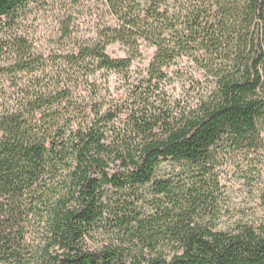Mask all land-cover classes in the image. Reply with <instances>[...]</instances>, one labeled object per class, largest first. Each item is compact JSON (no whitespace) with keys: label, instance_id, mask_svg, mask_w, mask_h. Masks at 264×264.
Listing matches in <instances>:
<instances>
[{"label":"trees","instance_id":"16d2710c","mask_svg":"<svg viewBox=\"0 0 264 264\" xmlns=\"http://www.w3.org/2000/svg\"><path fill=\"white\" fill-rule=\"evenodd\" d=\"M52 2L46 53L24 25L41 0H0V264H264V219L217 230L207 213L221 160L264 149V0ZM143 46L147 76L112 98L108 76L130 81ZM181 62L194 106L165 91Z\"/></svg>","mask_w":264,"mask_h":264},{"label":"rangeland","instance_id":"374dc122","mask_svg":"<svg viewBox=\"0 0 264 264\" xmlns=\"http://www.w3.org/2000/svg\"><path fill=\"white\" fill-rule=\"evenodd\" d=\"M87 1V0H83ZM85 10L74 11V19L78 29V36L92 38L95 36L93 14L94 10H89L91 4L84 2ZM31 14L25 22V27L41 50L49 53L59 46L55 44L60 24L59 19L64 13L56 8L52 0H41L38 6L31 7ZM92 9V8H91ZM142 58L134 62L132 67V78L125 81L121 76L110 74L108 76V86L111 97L116 100H129L130 91L134 89L141 79L147 76L148 67L153 59L154 50L143 46ZM108 53L113 58L126 57L125 48L115 45L109 48ZM175 69L184 70L185 79L173 81L165 87V91L172 101H177L185 106H194L199 98V85L190 87L189 79L194 75L195 70H190L185 62H181ZM196 79L203 85L200 74H195ZM163 173L168 177L172 173H179V167L171 163L162 165ZM217 189L212 190L216 198L214 207L216 218L212 225L217 230H227L234 223L242 220L244 222L260 221L264 219V149L256 153L232 154L225 156L216 170ZM114 242L109 237H99L97 242L91 243L93 249L102 247Z\"/></svg>","mask_w":264,"mask_h":264}]
</instances>
